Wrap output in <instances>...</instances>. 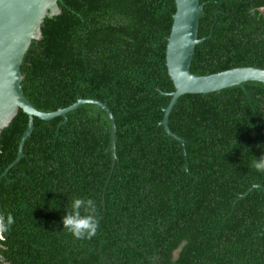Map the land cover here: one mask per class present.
<instances>
[{
  "label": "trees",
  "instance_id": "trees-1",
  "mask_svg": "<svg viewBox=\"0 0 264 264\" xmlns=\"http://www.w3.org/2000/svg\"><path fill=\"white\" fill-rule=\"evenodd\" d=\"M21 71L22 87L46 112L80 98L65 123L20 109L0 135L1 264H264V83L186 93L166 64L176 0H59ZM191 71L207 75L264 67V0H201ZM210 35V36H209ZM12 165V166H11ZM91 197L99 227L91 239L63 230L64 207Z\"/></svg>",
  "mask_w": 264,
  "mask_h": 264
},
{
  "label": "water",
  "instance_id": "water-1",
  "mask_svg": "<svg viewBox=\"0 0 264 264\" xmlns=\"http://www.w3.org/2000/svg\"><path fill=\"white\" fill-rule=\"evenodd\" d=\"M59 0H0V135L20 109L29 118L28 127L20 141L16 163L23 156V146L34 129V116L45 120L64 116L86 103L97 104L107 113L112 127V145L114 160L116 155V121L107 103L94 98H80L74 104L46 112L37 109L26 96L22 87L23 74L21 64L24 55L33 39L42 36V24L47 16L53 17L61 12ZM204 6L201 0H176V11L173 25L168 38L166 64L175 90L168 106L164 109L161 121L166 134L179 140L185 148V140L174 133L169 127V115L181 95L186 93H210L221 91L236 85L245 87L248 81L264 83V67L258 65L240 66L207 75H198L191 71V64L197 44L204 41L198 37L200 15ZM210 36V35H209ZM11 165V166H12ZM261 187L263 185H255ZM3 258L0 254V264Z\"/></svg>",
  "mask_w": 264,
  "mask_h": 264
},
{
  "label": "clouds",
  "instance_id": "clouds-1",
  "mask_svg": "<svg viewBox=\"0 0 264 264\" xmlns=\"http://www.w3.org/2000/svg\"><path fill=\"white\" fill-rule=\"evenodd\" d=\"M258 147L264 148V145H258ZM252 166L258 172H264V153L252 161ZM64 213L62 216L63 230H66L75 239H91L96 235L100 218L97 215V205L93 198H72L64 207ZM14 224L15 216L12 212L0 216V233L10 232Z\"/></svg>",
  "mask_w": 264,
  "mask_h": 264
}]
</instances>
